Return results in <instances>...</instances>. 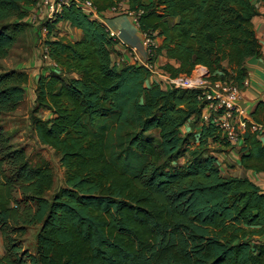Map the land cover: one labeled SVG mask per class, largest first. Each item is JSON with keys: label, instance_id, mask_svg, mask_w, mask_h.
I'll return each mask as SVG.
<instances>
[{"label": "trees", "instance_id": "16d2710c", "mask_svg": "<svg viewBox=\"0 0 264 264\" xmlns=\"http://www.w3.org/2000/svg\"><path fill=\"white\" fill-rule=\"evenodd\" d=\"M91 1L99 12L121 0ZM35 2L0 0V59L31 30ZM128 9L141 10L142 32L161 38L148 61L173 60L158 67L170 76L202 65L211 80L241 87L246 59L261 55L253 0H129ZM60 20L81 36L42 41L49 63L33 80L29 113L37 141L64 169L50 196L49 161H32L3 125L24 100L28 73L0 65V264H264V190L221 173L208 143H229L200 121L199 90L118 64L117 41L76 4L44 21L48 34ZM250 117L264 125L262 101ZM242 138L240 165L264 171V142L248 130ZM36 225L30 251L21 236Z\"/></svg>", "mask_w": 264, "mask_h": 264}, {"label": "crops", "instance_id": "0c3cea01", "mask_svg": "<svg viewBox=\"0 0 264 264\" xmlns=\"http://www.w3.org/2000/svg\"><path fill=\"white\" fill-rule=\"evenodd\" d=\"M129 0H121L117 5L122 6L120 8H128ZM258 6L259 15L252 18V23L256 30V35L261 44V55L259 57H248L244 63L246 70V76L244 79L248 81V85L242 86L240 90L239 103L246 108L250 113L254 109L258 101L264 103V6L262 0H253ZM112 7H106L98 12L96 17L101 21L107 29L117 32V43L114 45L116 55L114 60L118 63H133L143 64L146 61L145 48L142 45V31L139 29L138 24L132 19V17L123 11H114ZM46 9L42 11L34 10V6L29 8V13L25 20L31 23V33L34 38L38 37L39 44L37 48L40 50L43 45V38L54 39L56 36L68 40L74 41L81 36V30L72 27L68 21L60 20L54 26V33L46 34L44 36L40 29L41 23L46 20ZM157 44L160 43L161 38L155 36ZM127 47H133L135 49L134 55L129 53ZM174 63L173 60H167L164 55H158L154 59L155 65H163L165 62ZM44 71V70H43ZM38 75V74H37ZM37 75L35 77H37ZM201 123L195 125L194 130L198 132L200 130ZM190 127L188 121L182 126V130L185 131ZM259 138L264 142V131L259 134ZM208 150L216 158V163L222 174L233 176H246L262 190H264V171L256 172L251 169L243 168L239 163V151L237 146H231L229 144H223L219 141H209ZM2 241L0 237V254L2 253Z\"/></svg>", "mask_w": 264, "mask_h": 264}, {"label": "built area", "instance_id": "2783aa9c", "mask_svg": "<svg viewBox=\"0 0 264 264\" xmlns=\"http://www.w3.org/2000/svg\"><path fill=\"white\" fill-rule=\"evenodd\" d=\"M74 3L87 15L97 17L98 12L91 0H36L34 10L42 11L46 9V19H52L60 11L61 7ZM116 5L112 9L114 11H123L130 15L137 23V19L141 10L133 11L128 8H120ZM41 23L40 29L44 36L48 33L46 25ZM109 35L118 40V34L114 30H110ZM155 32H142V45L145 48L146 61L143 65L150 71V80L162 83L164 86L190 88L199 90L197 98L201 103L200 121L204 124L210 123L216 126L221 137L231 146H237L242 143V136L248 130L258 135L264 131V125L252 119L250 113L244 106L239 103L240 90L242 86L248 85V81L243 79L242 86L230 80H211L207 69L202 65H196L190 74L179 73L175 76L163 72L154 62L148 61L153 56V49L157 46L155 40ZM44 40V38H43ZM42 40V41H43ZM129 53L134 55L135 49L127 47ZM40 54L44 61L49 63V57L45 51V46L40 48Z\"/></svg>", "mask_w": 264, "mask_h": 264}, {"label": "rangeland", "instance_id": "374dc122", "mask_svg": "<svg viewBox=\"0 0 264 264\" xmlns=\"http://www.w3.org/2000/svg\"><path fill=\"white\" fill-rule=\"evenodd\" d=\"M38 44V37L34 38L31 31L26 32L18 38L16 44L10 49L8 55L3 59H0V65L2 67L23 69L28 73V82L25 86L26 94L24 100L14 112L8 114L4 118L3 125L5 129L11 132L12 141L15 144L22 145L26 148L32 161H36L38 156L49 161L54 173L53 187L47 193V196H50L63 184L64 169L59 164V156L55 151L51 147L41 145L37 141L30 125L29 113L34 106L33 80L37 74L45 73V68L48 67L46 66L47 62L44 61V58L40 54V50L37 48ZM157 66L159 67L160 65ZM37 115L41 118H45L49 115V112L40 110ZM37 228V225L31 226L27 229L26 233L21 236L23 247L28 248L30 251H34L35 233Z\"/></svg>", "mask_w": 264, "mask_h": 264}]
</instances>
